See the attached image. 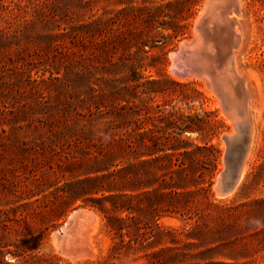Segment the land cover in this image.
<instances>
[{
    "label": "rangeland",
    "instance_id": "rangeland-1",
    "mask_svg": "<svg viewBox=\"0 0 264 264\" xmlns=\"http://www.w3.org/2000/svg\"><path fill=\"white\" fill-rule=\"evenodd\" d=\"M207 2L0 0V264H264V0L231 14L252 136L226 194Z\"/></svg>",
    "mask_w": 264,
    "mask_h": 264
},
{
    "label": "bare ground",
    "instance_id": "bare-ground-1",
    "mask_svg": "<svg viewBox=\"0 0 264 264\" xmlns=\"http://www.w3.org/2000/svg\"><path fill=\"white\" fill-rule=\"evenodd\" d=\"M218 5L219 7H225V4L221 1ZM233 14L236 15L235 13ZM234 15H230L229 21L232 25L236 26L238 22L237 19H234ZM210 18L216 23L213 25L209 21L204 22L205 28H201V32L205 36L204 40L198 34L197 42L192 46L195 50L192 57L194 69L205 77L210 88L219 95V98L227 109V113L233 118H237L233 113L242 105L246 97V91L235 72L234 64L230 57V48L236 46V39L234 38V33L229 34V23L218 17L215 11L212 10ZM230 136H233L232 132L229 134ZM88 220L90 223H93V216L88 218Z\"/></svg>",
    "mask_w": 264,
    "mask_h": 264
},
{
    "label": "water",
    "instance_id": "water-1",
    "mask_svg": "<svg viewBox=\"0 0 264 264\" xmlns=\"http://www.w3.org/2000/svg\"><path fill=\"white\" fill-rule=\"evenodd\" d=\"M220 1L225 4V7H219ZM215 11L218 17L227 21L228 27L230 29L229 34L234 33V38L236 39L235 45L240 42V35L236 33L235 26L231 24L229 21V16L233 13L240 14L239 2L238 0H209L207 2V6L205 7V13L202 16L203 24L206 21H209L213 25L216 23L211 20L210 14ZM233 46L230 48V57L232 63L234 64V54H233ZM234 66V65H233ZM241 84L244 86V81L242 78L238 77ZM245 89V87H244ZM246 91V90H245ZM249 95L246 91V97L242 103V105L238 108V110L233 113L237 118V133L233 136L226 137L228 143L230 145L238 144V159L237 161L230 166V170L226 174V180L219 186V191L222 194L229 193L234 190L239 180L242 177L246 156L249 151L251 136H252V120L251 114L249 112ZM82 215L90 218L93 215L89 212H82Z\"/></svg>",
    "mask_w": 264,
    "mask_h": 264
},
{
    "label": "trees",
    "instance_id": "trees-1",
    "mask_svg": "<svg viewBox=\"0 0 264 264\" xmlns=\"http://www.w3.org/2000/svg\"><path fill=\"white\" fill-rule=\"evenodd\" d=\"M135 166H136V165H133V164H132L129 168H131V170L133 169V171L137 173V171H136V167H135ZM97 180H98V179H91L90 182H97ZM120 229H122L121 226H120ZM6 264H8V263H6Z\"/></svg>",
    "mask_w": 264,
    "mask_h": 264
}]
</instances>
